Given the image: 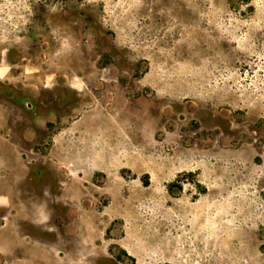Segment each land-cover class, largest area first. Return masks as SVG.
Segmentation results:
<instances>
[{
	"label": "rangeland",
	"instance_id": "obj_1",
	"mask_svg": "<svg viewBox=\"0 0 264 264\" xmlns=\"http://www.w3.org/2000/svg\"><path fill=\"white\" fill-rule=\"evenodd\" d=\"M0 264H264V0H0Z\"/></svg>",
	"mask_w": 264,
	"mask_h": 264
}]
</instances>
